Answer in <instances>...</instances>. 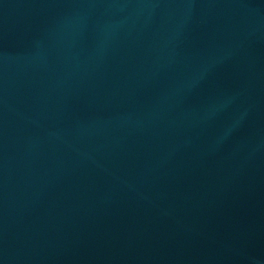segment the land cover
Listing matches in <instances>:
<instances>
[{
    "label": "water",
    "instance_id": "water-1",
    "mask_svg": "<svg viewBox=\"0 0 264 264\" xmlns=\"http://www.w3.org/2000/svg\"><path fill=\"white\" fill-rule=\"evenodd\" d=\"M0 264H264V0H0Z\"/></svg>",
    "mask_w": 264,
    "mask_h": 264
}]
</instances>
